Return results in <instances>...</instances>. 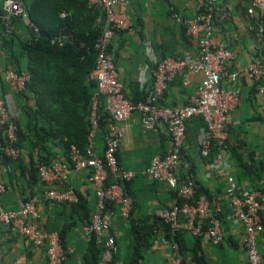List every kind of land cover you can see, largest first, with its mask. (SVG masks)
I'll return each instance as SVG.
<instances>
[{"label":"built area","instance_id":"built-area-1","mask_svg":"<svg viewBox=\"0 0 264 264\" xmlns=\"http://www.w3.org/2000/svg\"><path fill=\"white\" fill-rule=\"evenodd\" d=\"M223 0H203V9L194 19L181 20L172 12V17L186 26L187 34L196 42L195 53L184 52L179 57L160 61L152 71V82L144 91L141 100L135 102L125 95L124 85L118 79L110 44L119 30L128 26L126 8L129 0H86L90 7L99 8L104 16L101 32L94 44L96 91L89 105V134L86 148L81 151L71 146L66 159H54L47 163L36 162L35 169L41 183L48 186L41 199L28 197L20 202L17 210L6 209L0 202V225L15 236L21 237L35 247L44 249L46 264H64L68 250L64 249L57 232L45 231L36 222L39 218L40 202L73 205L78 197L72 189H54L55 184L63 185L73 172L88 171L89 182L95 191L96 205L81 230L87 239H94L103 246L98 264H107L116 254L115 238L109 234L111 220L117 208L119 215L128 219L133 209V199L126 193L120 182L128 183L135 174L126 170L118 161V150L124 138L120 126L132 114L140 117L144 131L153 130L157 125L166 127L169 135V152L156 155L145 170L153 180L166 185L174 194L171 204L155 212V216L167 224L171 232L180 226L192 236H201L213 247L224 241L223 222L219 218L221 207L217 198L208 200L205 196H195V184L191 178L180 175L182 149L186 137V124L193 118H200L205 132L200 142V156L209 159L216 168L224 169L230 160L227 126L232 114L241 102L237 90H227L225 84L233 83L237 74L229 68L232 53L214 40L215 15L221 13L226 19L228 13L221 7ZM264 0H252L247 10L255 18L257 37L264 38V10L258 14L256 7ZM0 24L3 33H13L14 20L25 22L30 37L37 39L41 31L27 14L22 0H4ZM68 15L61 13L60 18ZM73 40V35L62 28L50 41L51 45L62 47ZM1 43V39H0ZM245 73L264 94V67L259 59H253ZM190 75H199L201 81L197 92L185 106H166L164 93L169 83L177 76L186 80ZM29 77L7 69L2 73V81L15 94L23 92ZM100 113L107 115L105 133L102 135V149L96 148L99 135ZM19 125L10 116L6 102L0 97V133L5 146L0 157V176L12 171V160L21 155L17 146ZM10 161H5V160ZM227 180V221L241 225L242 245L247 264H264V257L258 249V236L264 229L261 211L264 212V193L261 189H241L224 170ZM111 179V182H109ZM5 187L0 183V195ZM171 264H183V257L176 243L170 244ZM193 264V263H189Z\"/></svg>","mask_w":264,"mask_h":264},{"label":"crops","instance_id":"crops-1","mask_svg":"<svg viewBox=\"0 0 264 264\" xmlns=\"http://www.w3.org/2000/svg\"><path fill=\"white\" fill-rule=\"evenodd\" d=\"M34 1L37 0H22V3L26 7V4ZM251 1L223 0L221 7L227 11L228 17L221 19L219 12L215 15L214 40L232 53L233 59L229 68L237 74L235 81L227 82L225 87L227 90H237L241 98L227 126L230 160L222 169L216 168L209 159L200 156V142L205 125L200 118H193L186 124L179 170L181 176L193 180L199 196L207 194L212 198L218 197L221 213L226 216L227 180L224 170L241 189H261L264 193V94L258 93L256 84L245 73L247 65L253 59H259L264 67V38L258 39L256 20L247 13ZM3 2L4 0H0L2 11ZM202 9L203 0H129L126 8L128 26L117 31L110 44L118 79L124 85L128 99L137 102L143 98L145 89L151 85L152 71L160 61L179 57L184 52L195 53V40L187 34L186 26L172 17V12L185 21L194 19ZM263 10L264 4L256 7L258 14ZM97 11L96 23H103V13ZM12 26L11 41L0 43L1 71L4 73L7 69H12L30 79L28 65L33 55L29 56L22 50L23 43L30 38V33L22 20L13 21ZM40 57L45 66L44 61L48 57L44 54H40ZM88 80H95L94 71L90 72ZM200 81L199 75H190L186 80L177 76L167 86L163 103L166 106L187 105L197 92ZM90 92H93V88ZM25 94L29 97L27 100L20 93L10 91L4 81L0 84V97L6 102L10 116L20 126H24L26 122L25 108L36 105L28 91ZM120 126L124 131V138L118 150V161L126 170L135 174L126 187L127 194L133 199L131 219L136 223L149 219L148 222L151 223L155 212L169 207L174 196L166 185L153 181L145 172L156 155L169 152V135L163 125L144 131L137 114H132ZM101 139L99 134L96 137V148L99 151L102 149ZM46 149L49 161L68 157L69 152L64 151L59 140H49ZM19 157L23 160L21 166L25 169L29 168L31 161L34 165L39 161L37 150H33L32 157L26 149L21 150ZM25 174L26 178L21 176L18 164L15 163L12 164L10 173L0 176V183L5 187L4 193L0 195L4 208L17 210L22 200L28 197L41 199L44 191L48 189L39 180L30 182L28 174ZM52 187L58 190L72 189L77 197L83 198L89 215L94 210L96 197L89 182L88 171L73 172L63 185L55 184ZM38 213L36 222L40 227L66 229L65 245L68 257L64 264H82L88 241L81 230L83 223L79 218L76 215L70 216L68 208L62 209L60 204L53 202H40ZM260 214L264 222V212L261 211ZM130 220L122 218L115 208L109 233L117 244L116 264H123L132 240ZM223 229L224 241L220 247H213L202 239L199 255L206 264H247L241 242V225L225 218ZM153 232L152 246L144 253L140 264H171V243L164 238L160 228ZM185 235L188 246L193 247L194 239L190 234ZM258 249L264 257V229L258 236ZM0 264H46L44 249L31 245L0 225Z\"/></svg>","mask_w":264,"mask_h":264},{"label":"trees","instance_id":"trees-1","mask_svg":"<svg viewBox=\"0 0 264 264\" xmlns=\"http://www.w3.org/2000/svg\"><path fill=\"white\" fill-rule=\"evenodd\" d=\"M25 8L29 18L39 27L41 35L37 39L30 37L27 42L23 43V53L29 56L32 54L33 57L28 65L30 79L20 95L24 100H27L29 97L25 93L28 91L35 99L36 105L25 108L26 122L24 126L18 124L19 141L17 146L21 150L26 149L30 153V157H32L33 150H37L38 162L47 163L49 159L46 156V148L49 140H59L66 153L70 151L71 146H75L81 151L87 146L90 130L89 105L97 86L96 79L90 81L88 75L94 71L96 57L94 44L100 35L102 23H96L97 10L100 9L90 7L86 0H37L26 4ZM62 12L68 15L65 19L60 18ZM2 14L3 11L0 7V15ZM62 28L73 35V40L62 47L51 45V39ZM3 29L1 25V43L10 42L13 33L5 35ZM40 54L48 57L44 61L45 66L42 64ZM91 88H93V92H90ZM106 123L107 115L100 113L99 134L101 137L105 133ZM4 146L5 139L0 133V157L3 156ZM22 161L21 157H18L12 160V164H18L22 177L26 178L25 173H27L30 182L38 181L34 162L31 161L29 168L25 169L24 166H21ZM120 184L126 191L127 183L120 182ZM195 196L199 197L196 187ZM205 197L208 200L212 199V196L207 194ZM60 205L62 209L68 208L70 216L76 215L81 223L84 224L89 220L90 215L82 197H78L76 204ZM131 214L128 220L131 219ZM225 216L220 212L219 218L223 224ZM148 220L145 219L140 223L130 220L132 240L123 259V264H140L144 253L152 246L153 230L159 228L167 241L178 245L183 257V264H206L198 253L200 242L203 239L201 236L191 235L195 243L193 247H189L185 235L189 233L186 229L178 228L172 233L169 226L158 217L153 216L151 223ZM43 229L48 232H57L63 248L67 249L65 245L66 229H51L45 226ZM102 253L103 246L92 239L87 244L82 264H98ZM117 260V256L114 254L107 264H116Z\"/></svg>","mask_w":264,"mask_h":264}]
</instances>
